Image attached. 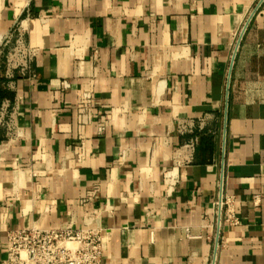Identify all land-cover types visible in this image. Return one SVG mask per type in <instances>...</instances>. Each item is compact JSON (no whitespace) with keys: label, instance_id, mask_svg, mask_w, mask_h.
Instances as JSON below:
<instances>
[{"label":"crops","instance_id":"0c3cea01","mask_svg":"<svg viewBox=\"0 0 264 264\" xmlns=\"http://www.w3.org/2000/svg\"><path fill=\"white\" fill-rule=\"evenodd\" d=\"M19 23L0 264L9 231L66 224L101 264H264V0H0V43Z\"/></svg>","mask_w":264,"mask_h":264},{"label":"built area","instance_id":"2783aa9c","mask_svg":"<svg viewBox=\"0 0 264 264\" xmlns=\"http://www.w3.org/2000/svg\"><path fill=\"white\" fill-rule=\"evenodd\" d=\"M37 51L25 40V28L18 24L5 35L0 43V74L12 88V79L17 76L33 77L32 61ZM3 65V67H2ZM7 102L0 106V128L11 134L14 123L6 119ZM197 126H204V118L197 120ZM193 123L179 124L180 132H191ZM188 147H192L190 143ZM221 209V204H219ZM226 220L231 224L236 219L229 211ZM104 239L99 231L82 228L73 229L70 224L58 228L11 230L7 233L6 257L1 264H101Z\"/></svg>","mask_w":264,"mask_h":264}]
</instances>
